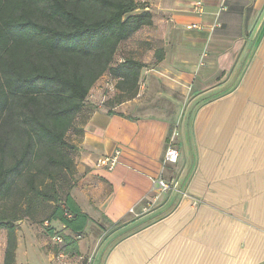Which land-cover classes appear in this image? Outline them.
<instances>
[{
  "label": "crops",
  "instance_id": "crops-1",
  "mask_svg": "<svg viewBox=\"0 0 264 264\" xmlns=\"http://www.w3.org/2000/svg\"><path fill=\"white\" fill-rule=\"evenodd\" d=\"M142 1L153 25L136 34L150 31L154 64L140 89L165 84L173 110L139 116L137 93L90 113L70 191L85 216L50 222L63 251L49 223L17 221V264H264V0ZM171 133L180 156L164 164ZM117 150L112 170L99 166ZM158 177L177 186L157 190Z\"/></svg>",
  "mask_w": 264,
  "mask_h": 264
},
{
  "label": "trees",
  "instance_id": "trees-1",
  "mask_svg": "<svg viewBox=\"0 0 264 264\" xmlns=\"http://www.w3.org/2000/svg\"><path fill=\"white\" fill-rule=\"evenodd\" d=\"M147 8L137 0H0L4 264H17V221L49 223L45 231L63 238L56 244L63 251L66 237L50 222L72 228L85 216L70 195L77 150L70 134H83L90 91L104 74L117 80L121 98L138 93L143 65L115 57L123 42L153 25Z\"/></svg>",
  "mask_w": 264,
  "mask_h": 264
},
{
  "label": "rangeland",
  "instance_id": "rangeland-1",
  "mask_svg": "<svg viewBox=\"0 0 264 264\" xmlns=\"http://www.w3.org/2000/svg\"><path fill=\"white\" fill-rule=\"evenodd\" d=\"M137 1L139 3H147L142 0H137ZM147 32H145L147 34L143 32H139L129 40L123 42L118 49L115 60L118 62V61H122L124 58L130 57L134 60L139 61L143 65L142 68H146V66L154 64L152 60H149L150 54L148 53L147 47L150 43L144 39V38H150L149 36L150 31ZM143 82L144 80L141 82L140 86L144 85ZM116 85H117V80L113 79L109 73L104 74L95 83V85L90 91V95L88 99V104L90 106V113L96 111L100 107H107V109H109L110 107H114L118 102L128 100L127 98H121L119 96V91ZM140 86L138 90V94L140 93V96L137 98V101L139 103L136 108L135 114L139 116H143V115L146 116L149 114L147 110L148 108H151L152 110H156L157 108L158 109L160 108V105H163L167 112L173 110L174 104L172 101L169 100L167 101V99L169 98L164 99V101L162 98H159L163 94L164 95L172 94V90H168L165 84L155 83L153 87L150 86L148 87L145 85L143 89H140ZM172 131H174V129H172ZM173 134L174 133H171V136L169 137V141L167 142V147L171 144L177 146L178 143L177 136L174 141H171V137L173 136ZM78 136L79 135L75 133H71L70 140L76 142L78 140Z\"/></svg>",
  "mask_w": 264,
  "mask_h": 264
},
{
  "label": "built area",
  "instance_id": "built-area-1",
  "mask_svg": "<svg viewBox=\"0 0 264 264\" xmlns=\"http://www.w3.org/2000/svg\"><path fill=\"white\" fill-rule=\"evenodd\" d=\"M195 10L199 13L203 12V4L202 2H196L195 3ZM202 26L199 24H192L189 25L188 28H201ZM176 137V134L174 133L173 136L171 137V141H174ZM119 156H120V151H116L114 155L108 156L101 158L99 160V166L106 167L107 169L112 170L116 164L119 162ZM180 156V151L176 145H169L165 151L164 155V164H174L177 163L178 159ZM154 186L156 187L157 190L160 191H168L175 186H177L176 181H166L163 177H158L154 181ZM53 240L57 243L63 242V238L60 235H56L53 237Z\"/></svg>",
  "mask_w": 264,
  "mask_h": 264
}]
</instances>
